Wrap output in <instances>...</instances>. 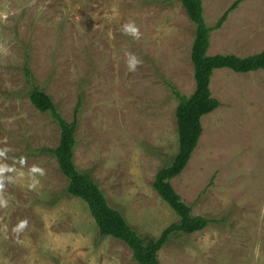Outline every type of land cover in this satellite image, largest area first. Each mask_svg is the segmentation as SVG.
I'll return each mask as SVG.
<instances>
[{"label": "rangeland", "instance_id": "rangeland-1", "mask_svg": "<svg viewBox=\"0 0 264 264\" xmlns=\"http://www.w3.org/2000/svg\"><path fill=\"white\" fill-rule=\"evenodd\" d=\"M232 1L202 0L205 23ZM194 30L179 0H0V264H138L66 193L45 151L60 130L27 97L25 54L65 120L82 96L75 167L137 234L155 239L179 220L152 181L177 152V100L167 83L193 92ZM263 48L264 0H244L211 30L207 54ZM210 90L220 105L201 118L197 146L170 183L192 215L214 222L169 234L158 262L264 264V71L215 69Z\"/></svg>", "mask_w": 264, "mask_h": 264}, {"label": "trees", "instance_id": "trees-1", "mask_svg": "<svg viewBox=\"0 0 264 264\" xmlns=\"http://www.w3.org/2000/svg\"><path fill=\"white\" fill-rule=\"evenodd\" d=\"M179 1L187 17L195 26L190 48L195 86L190 95H184L173 84L167 83L171 94L177 100L175 120L178 147L170 164L161 167L155 173L152 188L174 211L179 220L178 223H172L165 227L155 239L142 238L137 234L124 216L109 204L107 197L90 175L80 172L75 167L73 162L74 132L78 123L82 96L77 97L72 119L67 121L56 108L51 96L36 84L30 69L28 53L25 54L21 66L25 83L28 86L27 97L30 103L39 112L49 113L59 127L60 134L57 145L45 151L55 157L59 171L67 179L66 193L85 202L98 234L124 242L138 264H159L157 253L172 232L191 234L214 222V219L204 215H192L190 207L181 200L170 183V180L178 176L185 168L191 153L197 146L202 132L201 118L220 105V102L211 95L210 79L213 70L227 68L238 73L264 71V48L257 53L245 56L233 53L207 54L211 30L221 28L230 13L237 9L244 0H233L212 26L205 23L202 0Z\"/></svg>", "mask_w": 264, "mask_h": 264}, {"label": "clouds", "instance_id": "clouds-1", "mask_svg": "<svg viewBox=\"0 0 264 264\" xmlns=\"http://www.w3.org/2000/svg\"><path fill=\"white\" fill-rule=\"evenodd\" d=\"M125 30H126V31L129 30L127 26H125ZM131 31L134 32L135 29H131ZM135 64H136V61H135L134 59H132V60L129 61V67H130L131 69H134Z\"/></svg>", "mask_w": 264, "mask_h": 264}, {"label": "crops", "instance_id": "crops-1", "mask_svg": "<svg viewBox=\"0 0 264 264\" xmlns=\"http://www.w3.org/2000/svg\"><path fill=\"white\" fill-rule=\"evenodd\" d=\"M85 203V202H84Z\"/></svg>", "mask_w": 264, "mask_h": 264}]
</instances>
